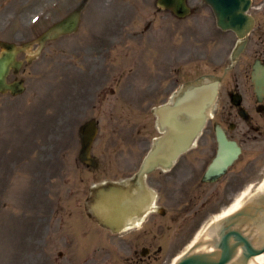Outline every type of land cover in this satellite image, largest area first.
<instances>
[{"label": "rangeland", "instance_id": "1", "mask_svg": "<svg viewBox=\"0 0 264 264\" xmlns=\"http://www.w3.org/2000/svg\"><path fill=\"white\" fill-rule=\"evenodd\" d=\"M79 1L0 0V34L12 37L6 39L9 41L29 40ZM154 1L90 0L87 10L82 11L78 32L47 42L33 62L25 63L20 73L27 84L23 96L0 94V264H59L56 249L65 246L61 261L68 264V240L75 228L79 230V253L89 252L91 247L85 248L80 233L88 222L82 217L74 224L76 216L64 221L68 216L63 212L65 208L82 212L84 197L93 181L117 179L137 169L152 139L160 133L151 108L166 99V89L170 91L171 86L175 89L184 80L205 73L228 71L226 77L233 75L252 59L256 49H264V36L258 37L260 31L255 28L233 68L230 56L237 38L232 32L216 27L208 5L201 0H189L196 12L179 19L157 9ZM254 1L260 7L252 8L251 12L260 17L257 25L264 24L263 0ZM35 15L39 19L32 23ZM107 19L109 33L96 36L94 32L103 31L100 27L107 24ZM24 33H27L24 39L13 38ZM146 36L154 47L155 53L149 51L153 53L151 57H160L156 67L140 71L142 67L131 61L132 46ZM112 45L119 49L111 50ZM88 81L93 88L91 100L84 94ZM150 81L155 85L148 90L146 85ZM139 86L150 97L140 93ZM99 93L103 96L96 97ZM82 94V112L74 114L75 103L80 104ZM25 116L30 118L20 121ZM85 117H94L99 122L95 146L99 158L97 170L86 168L73 158L79 145L77 127ZM262 146L249 145L247 154ZM190 160H194L193 153L184 161ZM245 161L246 158L239 160L232 172ZM263 162L261 159L258 164ZM261 171L262 168L257 169L254 180H248L232 196L222 192L211 202L201 197L205 189L200 186L190 192L172 177L166 179L161 190L166 196L173 192L171 199L168 196L170 205L180 212L174 229L180 227L186 215L189 219L179 232L174 231V237L179 239L171 246L170 254L162 253L163 264H168L172 255L183 249L214 213L230 205L249 182L261 181ZM152 175L154 179L158 173ZM173 183L180 190L171 187ZM236 184L238 181L233 186ZM58 207L60 211L56 210ZM41 223L45 225L39 230ZM185 224L188 239L181 237Z\"/></svg>", "mask_w": 264, "mask_h": 264}, {"label": "flooded vegetation", "instance_id": "2", "mask_svg": "<svg viewBox=\"0 0 264 264\" xmlns=\"http://www.w3.org/2000/svg\"><path fill=\"white\" fill-rule=\"evenodd\" d=\"M262 32L264 31H261V37L264 35ZM37 35L38 33H34L32 37ZM26 36L27 33H24L20 37L25 38ZM255 59H259L264 64V52H258ZM92 69L91 64L90 70ZM249 70L251 73V68ZM246 74L248 77V68H246ZM15 76L16 74H13L11 79H15ZM100 84L98 83L97 87ZM84 94H86L88 100L92 99L93 88L88 83ZM84 94L81 96L80 104L77 106L75 103L74 112L82 111ZM96 97H101V93L97 94ZM217 125L224 130L229 138L239 143L241 154L243 153V146L247 145L248 142H259L264 139V99L259 100L254 94L250 77L245 79L235 77L222 86L213 117L207 122L205 133L198 143V152L200 153L195 156L190 164L179 163L175 167L173 174H171L174 181H197L204 175L208 163L216 153V146L210 141L216 135ZM263 156L264 151L246 157L245 163L236 170L234 179L253 177L257 169L255 163ZM193 186L194 184H190V189ZM230 186V184H227V188ZM229 190L231 192V189L226 192ZM35 196H38V192ZM56 210L60 211L61 208L58 207ZM63 214L67 215L68 218L71 216L72 219L76 216V219H73L74 224H78L77 221L81 220L82 217L92 221L91 223H85L80 230L81 236L84 237V246H92L90 252L78 253L77 235L79 230L78 228L73 229L68 240L70 246L68 264H161L163 262L162 260L157 263L159 257L157 236L159 230L164 229L168 221L172 220V217H166L167 213L164 210L156 211L155 209L150 211L144 217L140 226L131 225L130 227L120 228L117 231L121 233L119 237L115 236V231L102 226L100 228L98 224V228L94 229L92 224H95V222L89 216L88 211L77 213L65 209ZM164 216L165 218H162ZM61 220L62 218H59V222ZM63 220L66 221L65 218ZM44 225L45 223H41L39 230H42ZM60 261L59 264H63Z\"/></svg>", "mask_w": 264, "mask_h": 264}, {"label": "water", "instance_id": "3", "mask_svg": "<svg viewBox=\"0 0 264 264\" xmlns=\"http://www.w3.org/2000/svg\"><path fill=\"white\" fill-rule=\"evenodd\" d=\"M215 11L218 24L223 29L232 28L240 37H243L252 24L250 16L245 14L249 6V0H205ZM160 7L172 9L177 15L184 16L190 12L186 6L185 0H157ZM78 11L72 12L61 22L55 24L49 33V37H54L60 32H69L75 24ZM244 43H240L242 46ZM5 48L0 54V91H5L7 85L4 83L5 75L9 67L13 66V45L5 43L0 44ZM9 50V51H8ZM210 81H200L187 84L181 92L174 98L172 104H167L158 108L161 127H166V132L162 138L156 142V146L150 152L144 169H150L157 164L168 165L183 150L189 147L196 135L200 132L206 110L210 106L216 93L217 78L209 77ZM220 144L219 157L214 161L212 168L215 171L220 164L227 159L231 160L235 155L231 154L233 143L228 142L219 136ZM229 155V156H228ZM234 155V156H233ZM244 217V218H243ZM250 219L258 225L259 229L264 230V196H259L237 213L229 216L225 224H235ZM243 219V220H242ZM224 223V222H223ZM230 237L236 241L229 245ZM221 248L220 260L210 259L209 254L187 255L177 264H223L236 251L238 246L244 251L243 264L246 259L264 251V240L255 247L250 241L246 240L239 231H231L223 235L220 242L217 243ZM208 255V256H206Z\"/></svg>", "mask_w": 264, "mask_h": 264}, {"label": "bare ground", "instance_id": "4", "mask_svg": "<svg viewBox=\"0 0 264 264\" xmlns=\"http://www.w3.org/2000/svg\"><path fill=\"white\" fill-rule=\"evenodd\" d=\"M264 186V183H260L259 187V191L262 190ZM249 194V190L246 189L242 192L241 195H239L229 206H227L226 208H224L219 214H217L215 216V219L218 218H223L224 216L229 215L230 213L234 212L235 210H237L240 205L243 203L244 199L246 198V196ZM215 229V228H214ZM262 230V229H261ZM258 231V237L260 238L263 236L264 231ZM201 232H199L198 235H200ZM201 248H204V246H202ZM264 260V253L253 256L251 259H249L248 264H261Z\"/></svg>", "mask_w": 264, "mask_h": 264}]
</instances>
